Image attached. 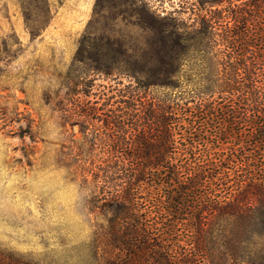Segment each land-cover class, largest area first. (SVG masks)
Listing matches in <instances>:
<instances>
[{"label":"trees","instance_id":"1","mask_svg":"<svg viewBox=\"0 0 264 264\" xmlns=\"http://www.w3.org/2000/svg\"><path fill=\"white\" fill-rule=\"evenodd\" d=\"M230 12L223 49L212 50L206 29L189 76L179 61L205 32L186 37L149 13L157 36L147 45L170 67L95 64L114 83L94 92L77 49L60 112L82 138L64 161L96 219L95 264H264V251L250 252L254 235L264 237V0Z\"/></svg>","mask_w":264,"mask_h":264},{"label":"rangeland","instance_id":"2","mask_svg":"<svg viewBox=\"0 0 264 264\" xmlns=\"http://www.w3.org/2000/svg\"><path fill=\"white\" fill-rule=\"evenodd\" d=\"M246 1L0 0L3 264H95L91 232L96 219L86 208L83 183L64 161L82 130L60 112L65 75L79 46L85 57L81 74L94 78V92L108 91L114 83V76L93 73L95 64L139 71L170 67L157 60L159 46L147 45L157 36L152 14L186 37L196 29L205 32L201 45L189 47L179 61L189 76L201 68L198 55L206 49V31L216 41L212 50H222L225 26L234 25L230 11ZM118 76L123 84L130 81ZM159 89L149 87L155 93ZM253 242L252 254L264 251V237L254 235Z\"/></svg>","mask_w":264,"mask_h":264}]
</instances>
